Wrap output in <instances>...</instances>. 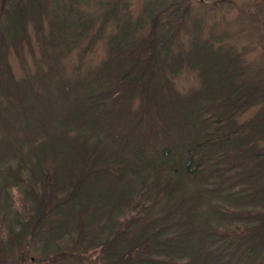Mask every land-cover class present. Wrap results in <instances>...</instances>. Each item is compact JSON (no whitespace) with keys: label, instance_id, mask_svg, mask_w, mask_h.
Listing matches in <instances>:
<instances>
[{"label":"trees","instance_id":"obj_1","mask_svg":"<svg viewBox=\"0 0 264 264\" xmlns=\"http://www.w3.org/2000/svg\"><path fill=\"white\" fill-rule=\"evenodd\" d=\"M0 37V109L3 107L5 111L21 114L22 106H24L22 113L25 106L31 108L36 106L37 110L42 112L46 102L49 99L53 101V98H56L55 94L58 95L61 82L69 83L63 75L60 80L56 60L49 54L44 55V58L54 71L51 74L53 78L46 77L47 75L40 69H37L35 76L31 75L20 42L14 47L25 78L18 83L15 82L7 63L6 44L17 42V39L21 41L22 36L18 38L8 36L7 40ZM167 37L157 39L151 34L150 38L145 39L147 46H142L143 40L136 42L134 46L140 43L139 49L151 53L149 58H143L141 52L137 55L133 52L137 47H132L128 35L122 36L120 46H115L120 52L116 54L111 52V59L108 62L112 64L116 60V55L128 58L134 53L135 59L133 61L130 59L128 68L116 73L107 70H100L97 74L86 72L83 78L72 82L74 91L67 92L73 93V99L80 100L77 96H81L85 114L83 120L87 121L86 123H89L88 121L94 123V126L89 127L86 123L80 126V122L65 120L61 121L60 129L54 130L55 135H46L34 129L33 125L21 128L23 131L19 135L20 146L9 156L3 155L0 158V183L8 185L6 188L0 186V195L2 192L19 193L15 203L9 202L8 199L0 202V228L3 224L6 227L3 217L7 211L10 213L18 210L21 214L16 224H10L11 230L7 232L0 230L2 248L0 251L10 250L11 253V249L4 243L15 231L22 232L20 237L29 235L33 241L37 235L41 236L39 230L42 225L50 222L55 228L52 233L48 232L47 238H44L47 243L57 240L55 245L58 247L61 242L69 240L75 242V249L57 256L47 255L42 259L43 263L58 258H72L75 259V263L79 262L80 252L76 250L83 249L82 247L90 248L91 229L97 226L99 229L95 244L98 245L103 264H187L184 259L164 257L165 248L161 241L166 239L157 236L155 234L157 232L149 234V226L153 221L166 216L170 196L176 189L175 184H180L185 179L196 181L199 177L206 176L213 178V181L223 182L227 179L236 182L235 180L241 177V172H244L242 178L248 179L246 180L249 182L248 185L238 186L231 183L228 187L226 184L225 194L222 191L224 186L219 183L217 191L220 196L241 201L246 197L244 191L248 186L256 192L250 194L253 198L249 201H264V146L253 149L257 141L264 139V128L258 130L242 148H236L235 151L227 149L229 145L252 132L256 128L255 123L259 122L232 129L233 120L250 104V100L248 99V102L240 100L239 103L236 97H231L232 92L214 86L218 80L217 76L221 75L218 72L210 73L211 77L208 78V74L203 73L206 88L194 98L189 97L187 100L177 96L172 83L167 88L160 87L163 77L171 82L166 69L173 76L177 71L171 65V57L168 63L170 67L166 64L157 66L158 63H155L152 55L156 44L160 50L163 49V53L169 54ZM38 39L41 43L40 31ZM122 47L125 48L121 49ZM83 56L81 54L80 59ZM109 68L111 69L110 66ZM109 74L117 79L116 85L112 84L113 86L123 84L122 88H118L119 93L112 94L113 87L106 82ZM46 81L53 82L52 96L44 95L37 87V82L44 84ZM123 94L127 100L122 99ZM137 97L141 101V106L132 114L133 127L120 133L117 142L115 141L116 150L123 147L124 156L120 157L119 153L115 155L114 149L109 145L108 130L113 121H118L116 120L118 113L121 111L129 113L130 103ZM163 110L166 111L165 114H161ZM145 115L146 118L150 117L153 125L149 123L137 130L142 126ZM162 115L168 119L162 118ZM260 121L264 123L262 116ZM189 125L193 127L191 132L187 129ZM14 128L20 130L18 122ZM107 128L108 130H105ZM118 161L122 163V168L120 165L112 168L113 163H119ZM218 163L225 164L227 174L221 173L216 167ZM143 176L146 178L142 181ZM151 178L154 180L152 184L144 188L142 186L144 181L146 184ZM139 184L142 185L138 187ZM21 185L24 189L20 187ZM150 187L154 193H151ZM22 193L25 197L24 202L20 201ZM8 198L13 202L12 196ZM64 207L67 208V220L62 221L61 226L59 223L55 226V217ZM224 209L225 214L233 217L232 225L238 220L237 216L243 217L246 213V216L252 215L254 220L237 225L232 230L233 238L218 242L219 248H228L235 264H264V212L248 213L244 210L231 212V209L226 207ZM158 225L160 232L163 231L164 227ZM80 235L84 238L81 244L78 242ZM20 241L18 238L16 243L19 244ZM1 261L8 263L7 259Z\"/></svg>","mask_w":264,"mask_h":264},{"label":"rangeland","instance_id":"obj_2","mask_svg":"<svg viewBox=\"0 0 264 264\" xmlns=\"http://www.w3.org/2000/svg\"><path fill=\"white\" fill-rule=\"evenodd\" d=\"M38 31L41 32V43L38 39ZM151 34L157 39H165L167 35H170L167 37L169 54L163 53V49L160 50L156 44L152 55L155 63H158L157 66H165V64L168 66L171 57V65L177 69L174 76L167 69L165 70L171 82L163 77L160 87L167 88L172 83L177 96L187 100L189 97L194 98L206 88L203 73L206 72L208 78L211 77L210 73L218 72L221 75L217 76L218 80L214 86L223 87L229 93L232 92L231 97H236L239 103L240 100L251 101L233 120L232 129L259 122L255 123L256 128L252 132L246 134L240 141L229 145L228 151L242 148L258 130L264 128V123L260 121L261 116L264 118V0H0V36L5 40L9 37L22 36L21 41L17 39V42L6 44L7 63L15 82L18 83L25 78L14 47L20 42L22 54L31 75L35 76L37 69H40L47 75L46 77L53 78L51 74L54 71L50 68L48 60L44 58V55L49 54L56 60L60 80L63 75L69 83L61 82L58 95L55 94L56 98H53V101L49 99L46 102L42 112L38 111L36 106L33 108L25 106L23 113L24 106H22L21 114L5 111L3 107L0 109V120L4 122H0V158L3 155L9 156L20 146L19 135L26 125H33L34 129L46 135H55L54 130L60 129L61 121L65 120L80 122V126H83L87 121L83 120L85 114L82 98L79 95L77 97L80 100L73 99V93L67 92L73 90L72 82L83 78L86 72L97 74L100 70L111 73L125 70L130 66V59L133 61L140 52L143 58H149L151 53L142 48L139 49L138 46H141L139 43L138 46L135 45L137 49H133L136 55L133 53L128 58L116 55V60L112 64L108 62L111 59V52L112 54L120 52L116 49L123 39L120 37L128 35V39L133 44L132 47L142 40V46H147L145 39L150 38ZM123 48L125 47L121 49ZM81 54L84 55L82 59H80ZM109 76L106 82L113 87L112 94L119 93L118 88H122L123 84L116 88L112 84L116 85L117 79L110 74ZM36 84L44 95L54 94L53 82L46 81L44 84L37 82ZM121 97L127 100L126 95L123 94ZM140 106L139 97L133 99L129 113L121 111L116 119L118 121H113L109 130L105 129L110 134L109 145L111 149H114L115 155L119 153L120 157L124 156L123 147L116 150L115 141L117 142L120 133L133 127L132 114L139 110ZM165 113V110L161 111V114ZM164 116L161 117L168 119ZM136 120L137 118L135 122ZM17 122L20 130L14 128ZM88 122L86 124L89 127L94 126V123ZM149 123L153 125L150 117L146 118L145 115L142 126L137 130ZM187 129L191 132L193 127L189 125ZM189 132L187 130V135ZM87 138L90 137L87 136ZM263 146L264 139L257 141L253 149H260ZM118 162L113 163L112 168H116L117 165L122 168V163ZM216 167L221 173L227 174L224 163H218ZM241 174V177L235 180L236 182L232 180L230 182L227 179L223 182L213 181V178L206 176V178L199 177L196 181L185 179L180 184L174 185L176 189L170 196L166 216L159 217L149 226V234L157 232L155 233L157 236L166 239L160 240L165 248L164 257L175 260L184 259L187 264H235L234 259L230 257L229 249L219 248L218 242L232 239V230L237 225L250 223L254 218L252 219V215L246 216V213L243 217L237 216L238 220L232 225L233 217L225 214L224 208L231 209V212L232 210H238V212L244 210L248 213L264 212V201H249L253 198L250 194L256 192L248 186L244 191L246 197L241 201L220 196L217 191L219 183L224 186L222 191L225 194L226 187H230L231 183L238 186L248 185L249 182L246 181L248 179L242 178L244 172ZM142 178L143 181L146 177ZM153 181L151 178L146 181V184L144 181L141 185L144 188L146 185L149 187ZM162 181L165 182L164 179ZM0 186L6 188L8 185H4L3 182ZM20 187L24 189L23 185ZM150 191L154 193L152 188ZM17 194L19 193L15 191L2 192L0 202L3 203L5 199H8L9 202L15 203L14 201L18 199ZM8 196L13 197V202ZM21 196L20 201L24 202L23 193ZM158 207L160 209L159 205ZM60 211L61 213L58 212V216L55 217V226L58 223L61 226L62 221L66 219L67 208L64 207ZM20 216L18 210L10 213L7 211L3 217L6 227L3 224L0 230L3 232L11 230L10 224H16ZM49 224L50 222H45L42 225L39 230L41 236L37 235L33 241L29 235L22 236V239L19 236L22 232L15 231L4 243L11 249V253H9L10 250L9 252L0 251V264H5L1 261L5 259L8 260L7 264H103L100 260V250L95 244L99 229L97 226L91 229L90 248L82 247L83 249L76 250L80 252L79 262L75 263V259L72 258H58L43 263L42 259L47 255L57 256L75 249V242L69 240L61 242L58 247L55 245L57 240L48 244L44 238H47L48 232L52 233L55 228ZM158 224L164 227L163 231L160 232ZM67 225L69 226V223ZM28 229L29 227L26 228ZM18 238L21 239L19 244L16 243ZM83 241V235H80L79 244ZM13 261L16 262L13 263Z\"/></svg>","mask_w":264,"mask_h":264}]
</instances>
